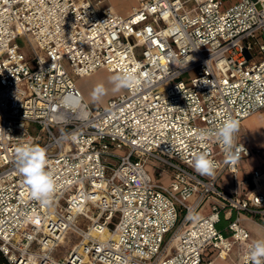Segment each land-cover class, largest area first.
<instances>
[{"label":"built area","instance_id":"1","mask_svg":"<svg viewBox=\"0 0 264 264\" xmlns=\"http://www.w3.org/2000/svg\"><path fill=\"white\" fill-rule=\"evenodd\" d=\"M136 2L123 16L101 1L0 0L6 264H211L208 253L226 259L234 247V264H249L245 223L264 230V166L238 174L264 151L239 130L264 111V0ZM99 70L139 84L92 109L75 78ZM227 118L239 124L230 152L212 132ZM21 145L46 152L56 184L44 203L18 171ZM199 153L216 162L213 176L194 170ZM69 233L79 241L54 259Z\"/></svg>","mask_w":264,"mask_h":264},{"label":"clouds","instance_id":"2","mask_svg":"<svg viewBox=\"0 0 264 264\" xmlns=\"http://www.w3.org/2000/svg\"><path fill=\"white\" fill-rule=\"evenodd\" d=\"M111 83L115 90L122 88H135L139 81L132 72L111 77ZM103 93L102 86H98L93 92V99H99ZM239 124L234 118L225 119L218 128L212 130L218 143L224 146L226 152H230L235 144L236 133ZM209 133L201 130L200 136L206 137ZM18 171L23 175L26 184L31 190L34 199L41 203L46 202L55 191V178L53 172L46 168V152L39 146H18L16 149ZM194 170L200 175L213 176L217 167L216 162L205 153H199L194 157ZM249 264H264V240H256L247 251Z\"/></svg>","mask_w":264,"mask_h":264},{"label":"rangeland","instance_id":"3","mask_svg":"<svg viewBox=\"0 0 264 264\" xmlns=\"http://www.w3.org/2000/svg\"><path fill=\"white\" fill-rule=\"evenodd\" d=\"M93 2L101 1L99 8L110 6L115 9L117 13L123 16L129 15L131 12L132 6L136 5V0H91ZM227 1V0H225ZM192 3L188 4V7H192ZM20 45L23 46L22 42H19ZM116 73H109L105 70H99L97 73L92 74V77H85V78H75V82L77 86L82 90L83 94L88 97L89 106L92 109H98L99 107H103L106 105V102L118 94L124 92V88L120 90H115L114 85L111 83V77L116 76ZM98 86H102L103 93L100 95L99 99H93V92L98 88ZM249 140V145L253 147H260L264 151V116H259L256 119L250 120L248 123L243 124ZM244 132V129L241 131ZM119 153H123L119 151ZM257 161V156L253 155L248 157L246 160V168H251L255 165ZM148 171L153 174V167L149 166ZM171 180V175L166 170L163 172L162 177L158 179L160 183L167 184ZM229 180V181H228ZM224 184L231 182V177L223 179ZM230 185V183H229ZM231 186V185H230ZM208 207L206 204L204 208ZM207 212L206 209H202L201 213ZM88 224L84 227L87 228ZM252 239L253 240H261L262 238V231L251 229ZM79 241V238L69 233L67 234L64 239L58 244V246L52 252V257L54 259H64L67 256L69 249ZM236 251V247L234 248ZM212 260L215 264H231V260L228 258L226 261L218 260V258L213 254L212 258L206 257L205 262ZM0 264H2L0 262ZM233 264V263H232Z\"/></svg>","mask_w":264,"mask_h":264},{"label":"crops","instance_id":"4","mask_svg":"<svg viewBox=\"0 0 264 264\" xmlns=\"http://www.w3.org/2000/svg\"><path fill=\"white\" fill-rule=\"evenodd\" d=\"M97 72V71H96ZM90 77H92V76H90ZM89 78V77H88ZM79 88V87H78ZM80 89V88H79ZM80 91H81V93H82V95H84V98H85V100L88 102L89 100H88V97L87 96H85V94H83V92H82V90L80 89ZM259 116H264V111H261V112H258L257 114H255V115H253V116H251V117H249V118H247V119H245L243 122H242V124H241V126H240V130H239V132H240V136H241V139H242V141L243 142H245L246 143V145L250 148V149H253V148H260V147H253V146H250L249 145V140H248V137H247V134H246V131H245V129H247V128H245L244 127V125L243 124H245V123H248L250 120H253V119H256L257 117H259ZM242 129H244V132L242 133L241 131H242ZM263 135H264V130H263ZM264 147V146H263ZM254 154H250L249 156H247V157H245L242 161H241V163H240V172H239V174H238V179L240 180V179H250L251 178V173H252V171L253 170H255L256 168H258V167H260V166H264V160L261 158V157H258L257 155H255V156H257V161L255 162V165L253 166V167H251V168H246V160H247V158L248 157H251V156H253ZM224 178H230V175L228 174V173H226L225 175H223L222 176V178H221V181H220V184L224 187V188H226V189H231V186L229 185V183H228V185L227 184H224V182H223V179ZM263 179H264V176L262 177ZM229 181V180H228ZM249 187L251 188L252 187V184H250L249 185ZM207 209V208H206ZM208 211V210H207ZM207 212H205V213H201V214H206ZM200 214V213H199ZM200 214V215H201ZM245 226H246V228L249 230V232H250V241L251 242H255V240H253L252 239V233H251V229H255V230H261L262 231V238H261V240H264V230H263V228L262 227H259V226H257V225H255V224H253V223H250V222H246L245 223ZM235 248V247H234ZM234 248H233V250L231 251V253H230V255H229V259L231 260V262L234 264V262L237 260V252H238V249H237V247H236V251L234 250ZM208 255H210V257L212 258V254H210V253H208ZM228 258H226V259H221V258H218V260H221V261H226ZM211 261V264H215L212 260H210ZM231 263V264H232Z\"/></svg>","mask_w":264,"mask_h":264},{"label":"trees","instance_id":"5","mask_svg":"<svg viewBox=\"0 0 264 264\" xmlns=\"http://www.w3.org/2000/svg\"><path fill=\"white\" fill-rule=\"evenodd\" d=\"M224 224H225V219H224V217L221 215V219H220V222L218 223V227H219V228H222V227L224 226ZM0 262H1L2 264H6V262H5V260H4V258H3L2 256H0Z\"/></svg>","mask_w":264,"mask_h":264},{"label":"bare ground","instance_id":"6","mask_svg":"<svg viewBox=\"0 0 264 264\" xmlns=\"http://www.w3.org/2000/svg\"><path fill=\"white\" fill-rule=\"evenodd\" d=\"M98 72V71H97ZM97 72H95V73H97ZM90 76H92V75H90ZM90 76H88V77H90ZM82 94V93H81ZM83 96V98H84V95H82ZM85 99V98H84Z\"/></svg>","mask_w":264,"mask_h":264}]
</instances>
